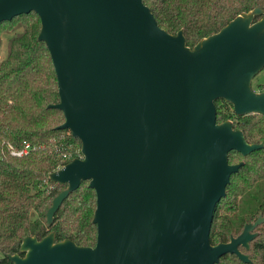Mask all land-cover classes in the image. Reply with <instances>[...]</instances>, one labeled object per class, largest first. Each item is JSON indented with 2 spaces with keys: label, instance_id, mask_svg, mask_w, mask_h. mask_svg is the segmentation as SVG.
Here are the masks:
<instances>
[{
  "label": "water",
  "instance_id": "water-1",
  "mask_svg": "<svg viewBox=\"0 0 264 264\" xmlns=\"http://www.w3.org/2000/svg\"><path fill=\"white\" fill-rule=\"evenodd\" d=\"M35 12L50 51L64 112L59 129L81 142V156L49 173L66 184L46 211L51 225L84 180L97 196L94 246L55 231L23 238L12 264H217L226 253L250 263L264 215L227 242L210 239L214 211L249 142L215 101L237 116L264 115V8L256 6L187 45L184 29L162 28L143 0H0V23ZM260 18H257V17Z\"/></svg>",
  "mask_w": 264,
  "mask_h": 264
},
{
  "label": "trees",
  "instance_id": "trees-1",
  "mask_svg": "<svg viewBox=\"0 0 264 264\" xmlns=\"http://www.w3.org/2000/svg\"><path fill=\"white\" fill-rule=\"evenodd\" d=\"M143 1L162 28L172 34L183 28L190 47L240 13L256 6L264 8V0ZM40 30L41 19L35 12L0 23V48L4 35H9L7 55L0 61V264H12L7 255L19 252L27 235L42 239L55 231L56 241L70 238L84 246H94L97 241V226L92 221L97 196L89 180L63 201L51 225L46 220L54 196L66 187L51 182L49 173L80 156L81 142L70 130L58 128L65 121L64 112L48 107L59 102V88L50 51L38 39ZM258 90H264L263 85ZM215 104L219 122L232 119L249 142L264 144V115L237 116L233 105L222 98ZM27 144L30 150L26 154L11 153V146L23 150ZM68 148L72 159L58 156L57 149ZM241 160L245 164L232 174L226 196L214 211L213 244L229 241L247 222L264 214V147L247 156L230 153L231 163ZM255 231L258 235L250 249L241 247L250 256V263L226 253L217 264H264V222Z\"/></svg>",
  "mask_w": 264,
  "mask_h": 264
},
{
  "label": "rangeland",
  "instance_id": "rangeland-1",
  "mask_svg": "<svg viewBox=\"0 0 264 264\" xmlns=\"http://www.w3.org/2000/svg\"><path fill=\"white\" fill-rule=\"evenodd\" d=\"M8 37L9 35L5 34L4 37H3V42H2V46L0 48V61L2 59H4L7 55V42H8ZM263 85L264 87V69L261 70L253 79L252 81V87L253 89L255 90H258L259 88V85ZM259 91V90H258ZM35 214V213H34ZM33 214V215H34ZM261 215V214H259ZM264 215V214H262ZM254 221V220H253Z\"/></svg>",
  "mask_w": 264,
  "mask_h": 264
},
{
  "label": "built area",
  "instance_id": "built-area-1",
  "mask_svg": "<svg viewBox=\"0 0 264 264\" xmlns=\"http://www.w3.org/2000/svg\"><path fill=\"white\" fill-rule=\"evenodd\" d=\"M30 150V145L27 144L25 146V148L23 150H16L14 149L12 146H11V153L13 155H18V156H21V155H24L26 154L28 151ZM57 154L59 157L63 158V159H66V160H70L72 159V151H70V148L67 149V151H60L59 149H57ZM81 156V155H80ZM63 165H60L58 168L62 167Z\"/></svg>",
  "mask_w": 264,
  "mask_h": 264
},
{
  "label": "flooded vegetation",
  "instance_id": "flooded-vegetation-1",
  "mask_svg": "<svg viewBox=\"0 0 264 264\" xmlns=\"http://www.w3.org/2000/svg\"><path fill=\"white\" fill-rule=\"evenodd\" d=\"M260 91V90H259ZM17 253H20V251L19 252H17ZM21 255H23V253H20Z\"/></svg>",
  "mask_w": 264,
  "mask_h": 264
}]
</instances>
